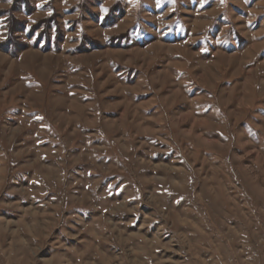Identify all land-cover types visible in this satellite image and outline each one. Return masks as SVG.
<instances>
[{"label": "rangeland", "instance_id": "rangeland-1", "mask_svg": "<svg viewBox=\"0 0 264 264\" xmlns=\"http://www.w3.org/2000/svg\"><path fill=\"white\" fill-rule=\"evenodd\" d=\"M0 264H264V0H0Z\"/></svg>", "mask_w": 264, "mask_h": 264}]
</instances>
